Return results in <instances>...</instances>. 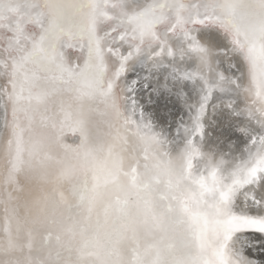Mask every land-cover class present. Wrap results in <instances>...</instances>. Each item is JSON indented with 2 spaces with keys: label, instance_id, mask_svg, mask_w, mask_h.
Listing matches in <instances>:
<instances>
[{
  "label": "snow or ice",
  "instance_id": "obj_1",
  "mask_svg": "<svg viewBox=\"0 0 264 264\" xmlns=\"http://www.w3.org/2000/svg\"><path fill=\"white\" fill-rule=\"evenodd\" d=\"M141 90L185 92L178 141ZM233 128L246 158L221 147ZM248 232L264 0H0V264H245Z\"/></svg>",
  "mask_w": 264,
  "mask_h": 264
},
{
  "label": "water",
  "instance_id": "obj_2",
  "mask_svg": "<svg viewBox=\"0 0 264 264\" xmlns=\"http://www.w3.org/2000/svg\"><path fill=\"white\" fill-rule=\"evenodd\" d=\"M187 92V97H190V99L188 100L189 103H194L196 102V100L198 99V95H197V90H195L193 88V86L191 85V83L188 84V87L186 89ZM185 96V92L181 91L180 95H172L170 97L166 96L163 100H160L159 104H149L148 100H147V94L143 92V90H141L140 92V98L143 100L144 102V106L146 108H148L150 111L154 110V120L157 123L158 128L163 126L165 128V130L167 131L168 129V125L171 124V135L172 137L176 138L177 141L179 139V137H177V133H176V129L177 127L180 126V121L183 118V121L185 123H190L189 118H188V109H187V105L185 104L184 100L187 98ZM157 97L155 96V94H153V100H156ZM215 103V101H213ZM164 109V111H162ZM211 107H209L208 112L209 114L211 113ZM156 111H158L161 115H162V119H163V123L161 124L160 122V118H158L156 115ZM159 120V122H158ZM221 129H213V132H218ZM210 131V130H209ZM225 132L227 133L225 141H227V143H230V141L235 142L236 145L237 143L240 145V151L235 155L240 156L241 153L244 154L245 158L247 153L245 152V143H246V138L244 136L243 133L235 130V128H233V130L228 131L227 129H225ZM181 135H183V129L181 128ZM229 137H233V139H229ZM236 156V157H237ZM262 246L264 248V242L262 241ZM259 246V244H258ZM257 254H263L262 250H257Z\"/></svg>",
  "mask_w": 264,
  "mask_h": 264
},
{
  "label": "bare ground",
  "instance_id": "obj_3",
  "mask_svg": "<svg viewBox=\"0 0 264 264\" xmlns=\"http://www.w3.org/2000/svg\"><path fill=\"white\" fill-rule=\"evenodd\" d=\"M162 111H164V109ZM211 113H212V109H211ZM211 113L209 114L210 118H211ZM156 114H157L156 116L160 118L159 119L160 122L163 123L162 115L158 111H156ZM209 122H210V119H209ZM213 129H220V128H216L215 126H213V128L209 130L213 132ZM214 133H215V136H220L221 130L218 132L215 131ZM226 135L220 137V139L223 141V144L221 145V147L223 148L225 152L231 150L234 155L235 153L237 154L240 151V148H239L240 145L238 143L236 145V143L232 141H230V143H227V141H225ZM215 136L213 137V140H215ZM232 139L233 137H231V140ZM216 143L220 144V141H216ZM235 146H238V147H235ZM239 157L240 156H237L236 158L239 159ZM241 237H242L241 240L237 242V244L235 245L237 249V255L234 258L239 261L245 262V264H264V248L261 244L262 241L264 242V234L248 232V233L241 234ZM244 237H246V239ZM257 250H262L263 254L258 255Z\"/></svg>",
  "mask_w": 264,
  "mask_h": 264
}]
</instances>
